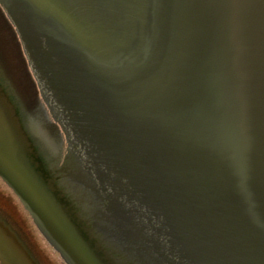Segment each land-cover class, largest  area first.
<instances>
[{"label": "water", "instance_id": "water-1", "mask_svg": "<svg viewBox=\"0 0 264 264\" xmlns=\"http://www.w3.org/2000/svg\"><path fill=\"white\" fill-rule=\"evenodd\" d=\"M0 6L62 131L45 164L0 86V177L66 264H264V0Z\"/></svg>", "mask_w": 264, "mask_h": 264}, {"label": "flooded vegetation", "instance_id": "flooded-vegetation-1", "mask_svg": "<svg viewBox=\"0 0 264 264\" xmlns=\"http://www.w3.org/2000/svg\"><path fill=\"white\" fill-rule=\"evenodd\" d=\"M0 217L4 218L6 222L13 228H15L17 231L19 230L23 238L25 239V242L27 243V241H29L33 248H35V243L33 242L34 231L32 227L28 225L25 215L20 211L19 207L16 205L13 195L4 187L1 180ZM36 243L38 245L37 241ZM38 254L43 257L45 262L47 261L45 260L44 255H42L40 251L38 252Z\"/></svg>", "mask_w": 264, "mask_h": 264}, {"label": "rangeland", "instance_id": "rangeland-1", "mask_svg": "<svg viewBox=\"0 0 264 264\" xmlns=\"http://www.w3.org/2000/svg\"><path fill=\"white\" fill-rule=\"evenodd\" d=\"M46 252V251H45ZM46 253H48V252H46ZM49 254L50 255H53V259L57 262V263H59V264H64L63 262H62V260L60 259V257L53 251V250H51V251H49Z\"/></svg>", "mask_w": 264, "mask_h": 264}]
</instances>
